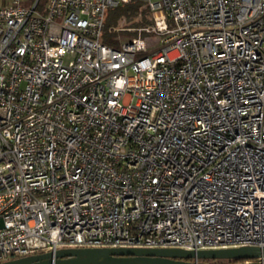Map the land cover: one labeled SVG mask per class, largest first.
Wrapping results in <instances>:
<instances>
[{
  "label": "built area",
  "instance_id": "built-area-1",
  "mask_svg": "<svg viewBox=\"0 0 264 264\" xmlns=\"http://www.w3.org/2000/svg\"><path fill=\"white\" fill-rule=\"evenodd\" d=\"M134 2L147 37L104 42ZM238 247L264 248V0L0 3V263Z\"/></svg>",
  "mask_w": 264,
  "mask_h": 264
},
{
  "label": "water",
  "instance_id": "water-1",
  "mask_svg": "<svg viewBox=\"0 0 264 264\" xmlns=\"http://www.w3.org/2000/svg\"><path fill=\"white\" fill-rule=\"evenodd\" d=\"M264 257V248L182 250L177 248H65L55 253L29 255L0 264H223L209 259L234 261Z\"/></svg>",
  "mask_w": 264,
  "mask_h": 264
},
{
  "label": "trees",
  "instance_id": "trees-1",
  "mask_svg": "<svg viewBox=\"0 0 264 264\" xmlns=\"http://www.w3.org/2000/svg\"><path fill=\"white\" fill-rule=\"evenodd\" d=\"M141 3L140 2H134V3H130V4H125V5H121L118 7H115L111 10H109V12L107 13L108 16L105 19V28L106 30L109 29L110 27H114L113 25L110 24V22L112 21V19L114 18H118L119 16H124V20L131 21L132 19H134L138 12H139V8H140ZM126 18V19H125ZM116 26V25H115ZM114 33H109L106 32L103 36V41L112 45V46H117L118 45V40L113 39L112 36L115 34ZM214 263H222V262H217V261H213ZM234 261L231 260H227L225 263L223 264H227V263H233ZM236 262H241V261H236Z\"/></svg>",
  "mask_w": 264,
  "mask_h": 264
},
{
  "label": "rangeland",
  "instance_id": "rangeland-1",
  "mask_svg": "<svg viewBox=\"0 0 264 264\" xmlns=\"http://www.w3.org/2000/svg\"><path fill=\"white\" fill-rule=\"evenodd\" d=\"M5 1L8 0H0V3H3ZM108 16V14H107ZM106 16V17H107ZM124 16H119L117 19L113 18L112 21L110 22L111 25L115 26L117 28L123 29V30H127L130 28L131 32H118L115 33L112 38L116 39V40H123V41H129L131 38H136V37H140V38H146L147 35L138 31H133V29L138 28V27H142L143 25H145V22L148 23V19H145V16H143L142 19H132L131 21H126L123 18ZM126 19V18H125ZM213 261L212 259H209V262ZM227 260L226 259H221L218 260L217 262H222L225 263Z\"/></svg>",
  "mask_w": 264,
  "mask_h": 264
}]
</instances>
